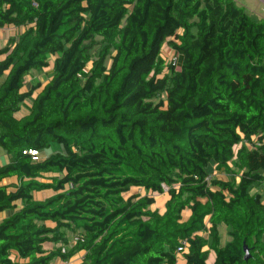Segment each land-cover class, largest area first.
<instances>
[{
	"label": "trees",
	"instance_id": "16d2710c",
	"mask_svg": "<svg viewBox=\"0 0 264 264\" xmlns=\"http://www.w3.org/2000/svg\"><path fill=\"white\" fill-rule=\"evenodd\" d=\"M4 27L0 264H264L263 18L235 0H0Z\"/></svg>",
	"mask_w": 264,
	"mask_h": 264
},
{
	"label": "rangeland",
	"instance_id": "374dc122",
	"mask_svg": "<svg viewBox=\"0 0 264 264\" xmlns=\"http://www.w3.org/2000/svg\"><path fill=\"white\" fill-rule=\"evenodd\" d=\"M262 15H264V11L261 12ZM9 28H13V27H9ZM13 30V31H12ZM16 30V29H15ZM17 31V30H16ZM16 31H14V29H6L3 31H0L1 33H4V35H7V32L10 33H16ZM0 45H3V41L1 40ZM165 52V51H164ZM172 59V52L169 51L168 53V57L167 60L171 61ZM51 60V59H50ZM52 74V69L50 67H46L40 71L38 70H32L25 78H26V84H30V83H36V82H42L44 83L45 81H47L49 79V77ZM36 93L32 94V97H35ZM30 104H31V100L25 101L24 103H22L21 105V113H25L29 110L30 108ZM59 150H63L62 146L60 144L57 143H52L51 146L42 151L41 154H39V156H48L49 154L55 152V151H59ZM9 160V156L6 153L5 150H3L2 148H0V164H5L8 163ZM208 172L210 173L211 176H216V175H224V171L223 170H219L217 168H215V164L211 163L208 165ZM167 188L165 187V190ZM259 191L261 194H263L264 196V187L263 186H254L251 190V192H256ZM36 195V197H43L44 195H48L49 192H44V193H34ZM155 196V204L152 206V208L154 209H159L162 210L163 207H161L163 205V201L165 200V195H154ZM11 211H6L5 213H1L0 214V221L3 220L4 218H6L8 215H10ZM206 222V226H210L208 219H205ZM224 229H228V227L221 223L220 227H219V231H220V236H221V245H224L227 241L230 240V237L227 235V231H224ZM73 237V236H72ZM83 259V255H79V256H75L72 259L66 261V262H59L56 261L54 262V264H77L78 262H80Z\"/></svg>",
	"mask_w": 264,
	"mask_h": 264
},
{
	"label": "crops",
	"instance_id": "0c3cea01",
	"mask_svg": "<svg viewBox=\"0 0 264 264\" xmlns=\"http://www.w3.org/2000/svg\"><path fill=\"white\" fill-rule=\"evenodd\" d=\"M235 1L239 5L244 7L246 9V11H248L251 15L256 16L258 18H263L264 19V15H262V13H261V12L264 11V0H235ZM6 29H14V31L17 30L16 28L4 27V28H0V31L6 30ZM15 35H16V33L7 32V35L5 36L4 33H1L0 34V42L2 40L3 41V45H0V46H4L6 44L8 38H12ZM164 202H165V200L163 201V205L161 207L164 206ZM5 212L6 211H3L1 213H5ZM220 225L221 224H219L218 227H217L218 228V232H219V236H220V231H219ZM224 231H227V229H224ZM220 243H221V236H220Z\"/></svg>",
	"mask_w": 264,
	"mask_h": 264
},
{
	"label": "built area",
	"instance_id": "2783aa9c",
	"mask_svg": "<svg viewBox=\"0 0 264 264\" xmlns=\"http://www.w3.org/2000/svg\"><path fill=\"white\" fill-rule=\"evenodd\" d=\"M31 154L34 156V158H36V155H37V152L35 151H31ZM211 179V175L207 177V180L209 181ZM163 188L165 189V186H163ZM185 242H182L181 246L178 248V253H177V256L179 257L180 253L183 249V245H184Z\"/></svg>",
	"mask_w": 264,
	"mask_h": 264
},
{
	"label": "water",
	"instance_id": "95a60500",
	"mask_svg": "<svg viewBox=\"0 0 264 264\" xmlns=\"http://www.w3.org/2000/svg\"><path fill=\"white\" fill-rule=\"evenodd\" d=\"M244 251H245V258H247L249 254H248L246 247H244Z\"/></svg>",
	"mask_w": 264,
	"mask_h": 264
}]
</instances>
